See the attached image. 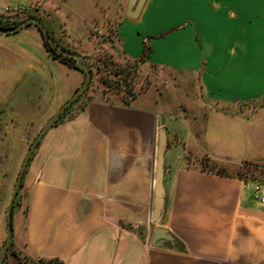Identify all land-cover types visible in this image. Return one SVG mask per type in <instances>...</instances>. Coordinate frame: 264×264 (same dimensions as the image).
I'll return each mask as SVG.
<instances>
[{
  "label": "crops",
  "instance_id": "1",
  "mask_svg": "<svg viewBox=\"0 0 264 264\" xmlns=\"http://www.w3.org/2000/svg\"><path fill=\"white\" fill-rule=\"evenodd\" d=\"M23 1L0 0V11ZM39 2L49 13L38 16L61 46L85 57L98 39L135 60L146 45L145 64L193 76L206 109L200 122L189 121L147 95L125 106L99 94L64 113L25 166L3 264H264V181L203 167L264 163V0H144L134 19L126 16L127 0ZM29 32L39 56L29 69L69 71L57 103H44L38 92L43 109L22 120L31 134L82 75L51 59L37 30ZM31 46L0 41L11 58H30ZM160 142L163 206L155 215Z\"/></svg>",
  "mask_w": 264,
  "mask_h": 264
},
{
  "label": "rangeland",
  "instance_id": "2",
  "mask_svg": "<svg viewBox=\"0 0 264 264\" xmlns=\"http://www.w3.org/2000/svg\"><path fill=\"white\" fill-rule=\"evenodd\" d=\"M39 1L24 0L26 12L18 17H13V19L24 20L25 14L29 12L30 14L36 12L37 15L49 13V7ZM14 4L15 2L10 6H16ZM41 21L47 26L44 17L41 18ZM111 24L114 27L115 23ZM98 27L97 29H99ZM113 27L108 29H113ZM29 31H35L33 25H26L13 34H0V41L10 42L15 46L24 44L31 46L37 41L33 39ZM96 31H93V34L98 35ZM51 35L53 39H56L53 34ZM115 46L117 45L115 44L112 49L104 47L100 45L98 39H95L86 51L85 57L89 60L96 57L104 58V60H110L122 68L128 66L122 56L114 52L116 51ZM3 52L4 50L0 48V200L5 199L7 203L24 153L37 133V131L36 133L31 131L30 134L29 130L21 128L22 120L24 121L27 117L26 114L31 111L39 112L43 109V101L47 104L52 98L53 102L57 103L56 94L62 91V81L69 79V71L65 67L59 69L55 66H40V72L29 69V64L36 67L35 62L39 59L33 46L28 50L31 55L26 53L30 57L28 59L11 58L9 54ZM57 66L61 67L62 65ZM41 73H43V77H39ZM135 81V88H141V95H147L159 101V109L167 113H177L189 121L193 117L198 118L199 122L201 121V115L206 109L203 106L206 98L202 95L203 93L193 76L152 67L145 63H137ZM38 92L44 96L41 99L42 102L36 98ZM100 92L101 87L94 81L80 102L71 109L77 107L82 101H87L88 98L97 97ZM10 119H15V123H10ZM25 136L27 139L25 142H21ZM203 160L207 162L208 159ZM205 166L210 168L209 164L205 163ZM219 166L226 168V174L235 170L230 164H220Z\"/></svg>",
  "mask_w": 264,
  "mask_h": 264
},
{
  "label": "trees",
  "instance_id": "3",
  "mask_svg": "<svg viewBox=\"0 0 264 264\" xmlns=\"http://www.w3.org/2000/svg\"><path fill=\"white\" fill-rule=\"evenodd\" d=\"M30 16L37 17L40 21L41 18L36 14H25L24 18ZM21 20H11L9 18H3L0 16V27H13L17 25ZM42 22V21H41ZM43 23V22H42ZM44 24V23H43ZM29 25V24H28ZM34 26V25H33ZM46 27V25L44 24ZM34 28L37 30L40 36V31L38 28L34 26ZM47 28V27H46ZM48 30V28H47ZM48 35L51 39V32L48 30ZM41 38V36H40ZM58 45H60L55 39H53ZM43 47L47 51V55L60 63L65 64L68 68H71L73 70L78 71L83 78V70L80 69L76 63L75 60L69 56L62 55L61 52L57 51L52 46L48 45L46 41H44L41 38ZM61 46V45H60ZM63 47V46H61ZM65 48V47H63ZM66 49V48H65ZM66 51L70 53H75L73 51H70L66 49ZM149 54V48L145 45L143 54L139 56V58L135 60H126L124 59L128 64V66L120 67L119 65L113 63L110 60H104V58H93L92 60H89L88 58L85 59L86 64L89 66L91 73V80L89 82V85L85 89V91H82V93L73 101V103L64 110L58 119L66 114L68 110L71 109L75 104L79 103L81 98L89 91V88L91 87L92 83L96 81V83L101 87V98L105 102L109 103H120L121 105H129L140 93H142L141 88H135L136 81L135 77L137 74V63H145L147 59V55ZM152 67H156L154 65H150ZM91 98H88L87 100H90ZM78 107L81 108V105L79 104ZM209 168V171L214 172L217 175H227L226 174V168L223 166H219L218 164L212 162ZM205 166V163L203 164V167ZM206 167V166H205ZM209 167V166H208ZM232 174L235 177L238 178H251V179H259L264 181V163H258V162H252V161H244L241 163V166L237 168L236 170H233ZM25 260V258L23 259ZM37 264H61V262L58 259H50V260H38Z\"/></svg>",
  "mask_w": 264,
  "mask_h": 264
},
{
  "label": "water",
  "instance_id": "4",
  "mask_svg": "<svg viewBox=\"0 0 264 264\" xmlns=\"http://www.w3.org/2000/svg\"><path fill=\"white\" fill-rule=\"evenodd\" d=\"M144 3V0H127V11L126 13L127 18L134 19L137 17L142 4ZM130 11V13H129ZM34 25L36 28L40 31L41 38L48 43V45L55 48L57 51L61 52L62 55L69 56L75 60L76 65L82 69L83 72V78L79 86L71 93V95L64 101L58 109L54 111V113L48 118L47 121L42 125L41 128L38 129L37 133L35 134L31 144L27 147L23 159L21 161V164L19 165L15 183L12 186L9 202H7L6 208H5V215H6V236L5 240H3V243L0 247V264H3V259L6 257V253L8 250V247L10 245L11 240V221H12V208L13 203L15 202V198L18 192V189L20 187L23 173L25 166L28 165L29 159L33 153L34 148L37 146L39 140L43 136V134L48 130V128H51V126L57 121L60 114L66 110L73 101L82 93V91H85L87 86L89 85V82L91 80V73L89 66L86 64L85 59L77 54V53H70L66 51L65 48L58 45L53 39L49 37V33L47 28L44 26V24L35 16H28L24 20L20 21L17 25L13 27H0V34H13L18 32L20 29L25 27L26 25ZM161 150H162V143L160 142L159 150H157V168H156V175L154 179V212L155 215H159L162 210V200H161V183H160V156H161ZM35 264V263H30Z\"/></svg>",
  "mask_w": 264,
  "mask_h": 264
},
{
  "label": "built area",
  "instance_id": "5",
  "mask_svg": "<svg viewBox=\"0 0 264 264\" xmlns=\"http://www.w3.org/2000/svg\"><path fill=\"white\" fill-rule=\"evenodd\" d=\"M26 12V7L23 4H17L14 7H11L10 5L3 6L0 11V16L3 18H13L18 17L21 14Z\"/></svg>",
  "mask_w": 264,
  "mask_h": 264
}]
</instances>
